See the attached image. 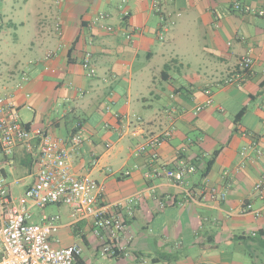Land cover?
Segmentation results:
<instances>
[{
	"label": "crops",
	"instance_id": "1",
	"mask_svg": "<svg viewBox=\"0 0 264 264\" xmlns=\"http://www.w3.org/2000/svg\"><path fill=\"white\" fill-rule=\"evenodd\" d=\"M121 2L55 0L54 7H40L32 27L22 23L28 36L22 41L4 30L9 10L0 1V95L13 94L29 127L66 141L83 128L70 170L103 186L102 204L118 206L131 238L130 257L105 258L91 222H75L70 213L61 218L55 247L81 245L77 264H260L264 235L253 233L262 231L264 218L242 210L251 205L264 214L255 190L264 174V16L232 6L264 11V0H159L160 12L150 0H127V19ZM101 12L113 32L95 23ZM9 26L18 32L12 20ZM86 52L97 70L92 78L82 67ZM243 57L254 60L252 70L239 86L226 83ZM207 89L213 103L195 115L208 101ZM171 127L156 159L152 150L137 153L146 138ZM35 152L20 143L0 165L16 202L39 223L42 214L56 215L47 213L52 206L41 211L24 202L37 178ZM181 165L196 168L184 184L145 177L153 166ZM212 189L226 200L213 199Z\"/></svg>",
	"mask_w": 264,
	"mask_h": 264
},
{
	"label": "built area",
	"instance_id": "2",
	"mask_svg": "<svg viewBox=\"0 0 264 264\" xmlns=\"http://www.w3.org/2000/svg\"><path fill=\"white\" fill-rule=\"evenodd\" d=\"M1 1V0H0ZM151 7L157 12L161 11L159 0H150ZM127 0H122L120 9L124 19L130 16L126 9ZM234 11L256 14L263 17L264 11L246 7L236 2L232 6ZM110 16L107 13H98L95 19L106 32H113L111 25L105 24ZM166 31L167 25L163 26ZM1 30V23H0ZM58 33L61 35V26L57 25ZM131 41L133 36L126 34ZM163 39V37H161ZM48 54L47 58H51ZM254 60L251 57H243L238 62L237 73L226 80V83L237 84L245 75L252 70ZM82 67L88 77L97 76V70L93 64L92 55L86 52ZM28 78L24 76L23 81ZM17 89H23V83L18 84ZM208 101L199 104L195 115L209 108L212 103V90L205 91ZM13 94L9 96L0 95V159L1 157L11 158L14 147L20 143L27 145L30 151H36L37 178L24 194V202L31 203L38 210H44L51 205L66 206L71 211V218L75 222L89 220L92 224V231L100 242L101 256L116 257L123 255L130 257L131 238L128 235V227L123 216L118 211V206L102 204L103 186L90 177L75 176L69 166V160L73 152L78 150L85 140V132L81 126L70 140L53 136L45 127L24 125L19 117V107L14 102ZM141 121V118H137ZM175 131L171 127L166 132L158 135H151L137 149L138 154L152 150L154 159L159 144ZM138 132L134 131L136 136ZM258 155L262 153L259 151ZM96 163V161H94ZM196 171L193 165H181L177 170H170L164 166H153L147 171L145 177L165 176L175 180L179 184L185 183V177ZM255 190L264 196V174L255 186ZM213 199L226 200L227 194L220 193L215 189L209 191ZM187 200L195 201L191 192L186 193ZM243 214H252L256 219L264 218L262 210H254L247 205L242 210ZM34 215L24 204L19 205L12 195L4 170L0 165V264H77L84 253L79 244L70 247L57 248L56 235L61 226V217L42 214L41 221L35 223ZM260 233L264 235V228L261 232L253 233L256 237Z\"/></svg>",
	"mask_w": 264,
	"mask_h": 264
},
{
	"label": "rangeland",
	"instance_id": "3",
	"mask_svg": "<svg viewBox=\"0 0 264 264\" xmlns=\"http://www.w3.org/2000/svg\"><path fill=\"white\" fill-rule=\"evenodd\" d=\"M5 4H7L9 14L5 18V26L4 30L9 31L11 33V36H14L15 34H18V36L23 41V38L25 40L27 39V33L23 29L22 23L25 21H29L27 23V27H32L34 16L39 11L40 7L45 8V6H52L54 7V1L55 0H4ZM13 21L17 25L16 32L15 28H12L9 26L10 21ZM22 44V42H20ZM52 208H50L47 213L48 214H54L59 215L63 219V221L69 219L70 210L66 206H59V205H51ZM264 252V251H263ZM251 262V258H247V262ZM258 261L260 264H264V253L259 255Z\"/></svg>",
	"mask_w": 264,
	"mask_h": 264
},
{
	"label": "trees",
	"instance_id": "4",
	"mask_svg": "<svg viewBox=\"0 0 264 264\" xmlns=\"http://www.w3.org/2000/svg\"><path fill=\"white\" fill-rule=\"evenodd\" d=\"M214 160H215V155H214V157L210 160V161H208V163H207V167H206V172L205 173H207V172H209L211 169H212V167H213V165H214ZM260 235H262V233L261 234H259V236ZM242 239V238H241Z\"/></svg>",
	"mask_w": 264,
	"mask_h": 264
}]
</instances>
